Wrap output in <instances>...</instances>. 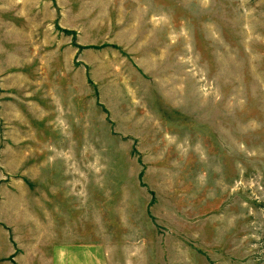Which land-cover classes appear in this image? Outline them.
<instances>
[{
	"label": "rangeland",
	"instance_id": "1",
	"mask_svg": "<svg viewBox=\"0 0 264 264\" xmlns=\"http://www.w3.org/2000/svg\"><path fill=\"white\" fill-rule=\"evenodd\" d=\"M57 237L264 264V0H0V264Z\"/></svg>",
	"mask_w": 264,
	"mask_h": 264
},
{
	"label": "crops",
	"instance_id": "2",
	"mask_svg": "<svg viewBox=\"0 0 264 264\" xmlns=\"http://www.w3.org/2000/svg\"><path fill=\"white\" fill-rule=\"evenodd\" d=\"M59 207H56V211ZM43 210V211H42ZM46 216V221L41 222V228L43 229H60V221L56 219L53 221L50 217L48 218L49 213H55V211L50 210L49 207H45V210L42 209ZM58 213V212H56ZM50 219V220H48ZM70 228H76L75 225H70ZM58 235V234H57ZM50 242L49 258L47 264H142L143 260L130 258L128 253H125V248L123 251L118 248L114 243H112L111 238H103L102 242L91 243V242H63L58 241ZM172 262L168 258L167 263ZM166 263V262H164ZM163 263V264H164ZM152 264H160L159 256L157 255L153 258Z\"/></svg>",
	"mask_w": 264,
	"mask_h": 264
},
{
	"label": "trees",
	"instance_id": "3",
	"mask_svg": "<svg viewBox=\"0 0 264 264\" xmlns=\"http://www.w3.org/2000/svg\"><path fill=\"white\" fill-rule=\"evenodd\" d=\"M260 256L264 257V251H263L262 255L260 254V255L258 256V258H259Z\"/></svg>",
	"mask_w": 264,
	"mask_h": 264
}]
</instances>
